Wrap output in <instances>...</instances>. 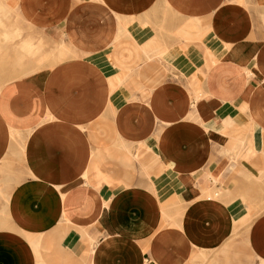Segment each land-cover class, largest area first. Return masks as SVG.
Masks as SVG:
<instances>
[{"label": "crops", "instance_id": "crops-1", "mask_svg": "<svg viewBox=\"0 0 264 264\" xmlns=\"http://www.w3.org/2000/svg\"><path fill=\"white\" fill-rule=\"evenodd\" d=\"M0 264H264V0H0Z\"/></svg>", "mask_w": 264, "mask_h": 264}, {"label": "rangeland", "instance_id": "rangeland-1", "mask_svg": "<svg viewBox=\"0 0 264 264\" xmlns=\"http://www.w3.org/2000/svg\"><path fill=\"white\" fill-rule=\"evenodd\" d=\"M15 19H16V17H15ZM55 46H56V43H53V48H52V49H53V53L56 52V51L54 50V49H56Z\"/></svg>", "mask_w": 264, "mask_h": 264}, {"label": "bare ground", "instance_id": "bare-ground-1", "mask_svg": "<svg viewBox=\"0 0 264 264\" xmlns=\"http://www.w3.org/2000/svg\"><path fill=\"white\" fill-rule=\"evenodd\" d=\"M61 48V47H60ZM74 56V55H73ZM242 156V155H241Z\"/></svg>", "mask_w": 264, "mask_h": 264}]
</instances>
